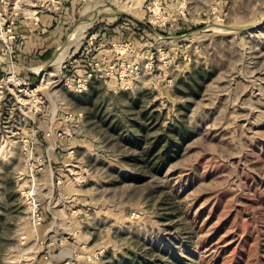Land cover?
<instances>
[{
    "label": "rangeland",
    "instance_id": "obj_1",
    "mask_svg": "<svg viewBox=\"0 0 264 264\" xmlns=\"http://www.w3.org/2000/svg\"><path fill=\"white\" fill-rule=\"evenodd\" d=\"M48 1L60 48L0 61V264H264V0ZM96 31L152 70L64 85Z\"/></svg>",
    "mask_w": 264,
    "mask_h": 264
},
{
    "label": "built area",
    "instance_id": "obj_2",
    "mask_svg": "<svg viewBox=\"0 0 264 264\" xmlns=\"http://www.w3.org/2000/svg\"><path fill=\"white\" fill-rule=\"evenodd\" d=\"M15 23V19H8L7 21L0 19V42L4 49L3 52L11 57V61L17 42V34L14 29ZM124 26V24L120 26L119 32ZM131 27L128 26L131 30H141L136 26V23H131ZM104 38L105 35L97 31L94 33L88 32L87 35H84V45L74 60L76 63L71 66L73 69L63 76L64 85L81 93L87 90L89 83L93 80H109L116 83V88L120 87L122 90H128L146 71L152 70L153 59L146 60L147 62L144 64L130 58L129 55L135 50L132 40L118 43L117 41L109 42ZM68 66V64L65 65L66 68ZM7 83L13 87H18L20 92L24 90L26 92L29 88V84L18 79L14 73L8 78ZM36 206L35 203L34 209H36ZM34 218L38 224L43 221V215L38 211H35ZM92 261L94 259L88 257L87 262L92 264Z\"/></svg>",
    "mask_w": 264,
    "mask_h": 264
},
{
    "label": "crops",
    "instance_id": "obj_3",
    "mask_svg": "<svg viewBox=\"0 0 264 264\" xmlns=\"http://www.w3.org/2000/svg\"><path fill=\"white\" fill-rule=\"evenodd\" d=\"M11 7L5 9L2 21L15 19V32L17 42L15 46L14 61L10 57L8 66L22 70H32L33 64L48 62L60 48L64 34L71 26V22L78 19L79 12L74 7L61 5V7L47 6L43 9L48 0H9ZM46 6V5H45ZM23 7V8H22ZM60 8V9H59ZM72 9V10H71ZM1 31V29H0ZM0 42V61L8 59L3 52ZM49 54V59L44 58ZM38 59V60H37Z\"/></svg>",
    "mask_w": 264,
    "mask_h": 264
},
{
    "label": "trees",
    "instance_id": "obj_4",
    "mask_svg": "<svg viewBox=\"0 0 264 264\" xmlns=\"http://www.w3.org/2000/svg\"><path fill=\"white\" fill-rule=\"evenodd\" d=\"M123 24V23H122ZM122 24H120V25H122ZM137 25H138V27L142 30V28H141V26H143V24H141V23H137ZM128 30H131V28H128V27H126V25L122 28V30H121V32H128ZM104 35H105V37H110V36H108L107 35V32H104ZM111 38V37H110ZM123 39H125V37H123ZM49 57H50V55L49 54H46V56L44 57V58H46V60L47 59H49ZM33 79L34 80H36V77H34L33 76ZM182 139H183V137H182ZM167 144V147H166V150H164V152H163V157H167L166 158V160H164V161H162V162H160L159 163V165H158V169H157V171H158V173L159 174H161V173H163L165 170H166V168L168 167V165L173 161V160H175L176 159V157H171V156H169V154H170V152H171V150L172 149H175V146H171V142L168 140V141H166V142H164V144Z\"/></svg>",
    "mask_w": 264,
    "mask_h": 264
},
{
    "label": "bare ground",
    "instance_id": "obj_5",
    "mask_svg": "<svg viewBox=\"0 0 264 264\" xmlns=\"http://www.w3.org/2000/svg\"><path fill=\"white\" fill-rule=\"evenodd\" d=\"M59 63H64V54L59 57Z\"/></svg>",
    "mask_w": 264,
    "mask_h": 264
}]
</instances>
